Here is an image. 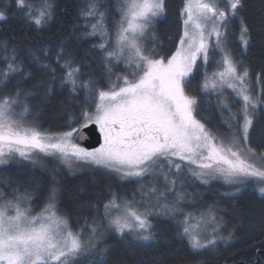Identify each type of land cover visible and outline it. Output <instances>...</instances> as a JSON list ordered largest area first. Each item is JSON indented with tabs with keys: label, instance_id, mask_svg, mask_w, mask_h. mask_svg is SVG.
Returning a JSON list of instances; mask_svg holds the SVG:
<instances>
[{
	"label": "snow or ice",
	"instance_id": "snow-or-ice-1",
	"mask_svg": "<svg viewBox=\"0 0 264 264\" xmlns=\"http://www.w3.org/2000/svg\"><path fill=\"white\" fill-rule=\"evenodd\" d=\"M105 7L103 0H85L80 11L86 21L84 38L100 37L88 51L101 65V80L95 79L89 64L77 63L64 44L56 50L40 49L39 54L28 50L23 58L18 49L3 46L0 165L17 159L36 164L42 157H52L69 169H103L136 180L142 199L129 200L112 192L102 215L93 205L97 216L77 231L59 210L55 175L39 212L32 209L35 189L22 190L19 183L0 185V264H105L106 234L153 241L158 238L153 215L177 222L178 235L187 240L194 264H199L206 251L230 244L236 235L223 234L216 204L198 214L185 211L184 183L190 177L202 185L219 180L235 189L222 193L232 198L241 185L252 183L264 197V145L254 146L250 140L255 112L264 105V91L250 90L248 68L238 64L227 47L229 24L243 7L242 0H183L181 32L170 55L157 51L154 28L157 18L166 15V0H118V19L111 28ZM54 14V0H0V22L14 18L40 31ZM239 40L247 48L249 28L243 19ZM215 53L220 59L208 75L206 68ZM198 61L205 67L201 91L217 96L221 116L225 110L229 113L222 121L228 127L224 136L197 118L198 99L188 88ZM121 64L123 68L118 67ZM57 69L63 73L58 86L73 97L83 90L87 106L78 115L69 113L67 130L48 132L30 119L29 100L41 92L45 99L53 93ZM39 74L51 79L26 90L24 84ZM262 76L258 74L257 81ZM10 85L11 91L4 94ZM225 89L234 93L239 112H232ZM92 125L102 143L89 150L79 140ZM85 229L87 239L82 235Z\"/></svg>",
	"mask_w": 264,
	"mask_h": 264
},
{
	"label": "trees",
	"instance_id": "trees-1",
	"mask_svg": "<svg viewBox=\"0 0 264 264\" xmlns=\"http://www.w3.org/2000/svg\"><path fill=\"white\" fill-rule=\"evenodd\" d=\"M103 2L111 28L118 19V13L115 11L118 0ZM83 3L85 0H54V18L40 31L29 28L14 18L0 22V68L4 66L2 60L5 44L8 45L9 51L11 48L18 49L22 58L28 50L39 54L40 49L56 50L60 44H64L75 54L77 63L83 61L89 64L91 71L95 73V79L101 80L104 75L101 65L88 51L93 44L99 42L100 37L84 38L83 28L86 21L80 15ZM166 3V15L157 18L154 23L157 51L161 55H170L175 50L174 46L181 32L179 13L183 0H166ZM242 3L243 7L229 24L227 47L238 64L248 68V86L254 94H259L264 91V76L257 81V75L264 74V0H242ZM241 19L249 28L250 41L247 48L239 40ZM78 28L81 31H76ZM219 59V53L210 56L206 68L208 75L216 70ZM25 64L28 70H33L32 66L27 65V61ZM118 67L123 68L124 65ZM85 71L87 72V69ZM62 74L61 70L57 69V87L46 99L43 92L30 97V119L34 120L41 130H67L69 113L78 115L81 108L87 106L83 90L73 97L67 88L61 89L58 86ZM204 75L205 67L198 61L194 71L195 78L192 79L188 92L198 99L197 118L205 122L213 132L224 136L228 127L222 121L228 118L229 113L225 110L221 116L217 96H208L201 91L200 84ZM50 79L46 74H39L36 79L25 83L24 88L31 90L34 84ZM103 83L106 85L107 80H103ZM12 84H15L14 80ZM10 91L11 85L4 94ZM224 91L232 112H239L234 93L229 89ZM250 140L254 146L264 145V105L255 112ZM53 169L57 171L53 172ZM53 175L59 188V210L68 217L73 230L84 229L85 222L91 223L93 217L97 216L93 205L99 207L102 215L103 204L112 192L129 200L134 197L137 200L142 199L141 185L136 180L121 179L103 169L90 166L69 169L52 157H42L36 164L17 159L0 165V185L19 183L22 190L25 187L35 189L36 197L32 204L34 212L43 207ZM147 179L145 178L146 181ZM177 187L180 188V185ZM183 191L188 198V202L183 204L185 211L198 214L208 205L216 204L218 218H223V234L234 232L236 235V239L230 244H220L216 249L206 251L199 258V264H264V197L260 196L254 184L249 183L240 188L237 196L232 198L222 195L225 191L234 190L221 181L214 180L208 185H202L190 177L189 181L184 183ZM150 219L158 237L153 241H139L132 236L121 239L114 232L107 233L104 244L108 245L109 253L105 264H194L187 240L178 235L177 222L166 216L153 215ZM82 235L87 239L88 231L85 229Z\"/></svg>",
	"mask_w": 264,
	"mask_h": 264
},
{
	"label": "water",
	"instance_id": "water-1",
	"mask_svg": "<svg viewBox=\"0 0 264 264\" xmlns=\"http://www.w3.org/2000/svg\"><path fill=\"white\" fill-rule=\"evenodd\" d=\"M79 143L89 150L99 147V144L102 143V138L95 125L84 130V137L79 140Z\"/></svg>",
	"mask_w": 264,
	"mask_h": 264
},
{
	"label": "rangeland",
	"instance_id": "rangeland-1",
	"mask_svg": "<svg viewBox=\"0 0 264 264\" xmlns=\"http://www.w3.org/2000/svg\"><path fill=\"white\" fill-rule=\"evenodd\" d=\"M225 90H226V89H225ZM229 90H230V89H229ZM213 181H214V180H213ZM244 186H245V185H241L240 188H242V187H244ZM256 189H257V188H256ZM233 190H235V189H233ZM257 191H258V190H257ZM39 211H40V210H39ZM39 211H38V212H39Z\"/></svg>",
	"mask_w": 264,
	"mask_h": 264
}]
</instances>
